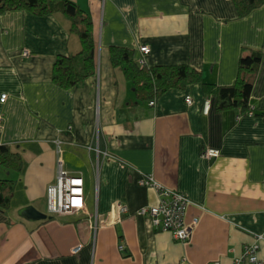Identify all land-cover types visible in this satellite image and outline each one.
Listing matches in <instances>:
<instances>
[{"label":"crops","instance_id":"crops-1","mask_svg":"<svg viewBox=\"0 0 264 264\" xmlns=\"http://www.w3.org/2000/svg\"><path fill=\"white\" fill-rule=\"evenodd\" d=\"M74 1L91 14L97 55L95 73L70 87L52 77L57 55L81 48L68 18L0 13V143L27 162L22 174L0 166V177L24 187L16 206L0 209V264H232L254 240L264 260V4L238 17L233 0ZM112 46L133 49L149 66L187 63L219 84L235 80L243 50L258 48L251 103L263 112L230 123L202 80L149 104L112 64ZM207 147L219 155L202 156ZM59 169L83 177V206L20 216L28 204L48 211ZM144 174L188 198L186 239L132 211L159 201L156 188L138 183Z\"/></svg>","mask_w":264,"mask_h":264},{"label":"trees","instance_id":"trees-1","mask_svg":"<svg viewBox=\"0 0 264 264\" xmlns=\"http://www.w3.org/2000/svg\"><path fill=\"white\" fill-rule=\"evenodd\" d=\"M238 17H244L264 4V0H233ZM22 9L36 16L60 12L70 22V30L77 34L81 48L78 52L59 54L53 64V80L62 87H70L96 71L97 41L93 34L91 14L74 0H0V13ZM114 66H123L135 93L143 99L157 98L168 88H182L202 80L201 72L187 63L149 66L135 57L133 49L112 46L110 52ZM262 52L258 48L243 50L238 58L235 80L229 84L203 82L206 98L215 96V107L232 115L233 123L240 115L261 114L251 103L255 78L261 65ZM0 166L22 174L27 162L20 152L8 143H0ZM24 194L23 182L18 177H0V209L7 211L16 206V196ZM9 223V222H5ZM1 237V232H0Z\"/></svg>","mask_w":264,"mask_h":264},{"label":"built area","instance_id":"built-area-1","mask_svg":"<svg viewBox=\"0 0 264 264\" xmlns=\"http://www.w3.org/2000/svg\"><path fill=\"white\" fill-rule=\"evenodd\" d=\"M149 49L147 44L139 46V51L142 54H147ZM28 53V49H23L22 54L27 55ZM137 59L139 62L144 63L143 55L138 56ZM5 97L6 94H2L1 100H4ZM185 100L188 103L191 102L190 96L187 95ZM154 102V99H152L149 104H154ZM2 118L3 116L0 113V123ZM88 148H92V145H88ZM104 153L106 154V152ZM201 155L204 157H216L219 155V150L207 147L202 150ZM138 183L156 188L159 201L156 204L141 205L132 211L141 215H149L157 229L170 231L175 239H186L191 231L190 226L184 219L188 204L186 195L174 188L163 186L151 175L144 174L138 179ZM46 193L47 207L50 213L78 210L84 204L83 177L79 174L68 173L63 169H59L56 181L48 186ZM119 208L121 212L129 211L125 204H122ZM261 237L262 235H259V238ZM120 247L122 249L123 245H120ZM70 248H73V246ZM259 249L260 245L256 240L245 243L242 251L233 257L232 264H264V260L259 255Z\"/></svg>","mask_w":264,"mask_h":264},{"label":"water","instance_id":"water-1","mask_svg":"<svg viewBox=\"0 0 264 264\" xmlns=\"http://www.w3.org/2000/svg\"><path fill=\"white\" fill-rule=\"evenodd\" d=\"M19 215L27 220H41L47 217V214L37 209L32 204L22 206L19 211Z\"/></svg>","mask_w":264,"mask_h":264},{"label":"rangeland","instance_id":"rangeland-1","mask_svg":"<svg viewBox=\"0 0 264 264\" xmlns=\"http://www.w3.org/2000/svg\"><path fill=\"white\" fill-rule=\"evenodd\" d=\"M1 114H2V113H1ZM0 124H1V123H0ZM46 196H47V193H46ZM47 210H48V207H47ZM44 213L49 214L50 211L48 210V211H46V212H44Z\"/></svg>","mask_w":264,"mask_h":264}]
</instances>
